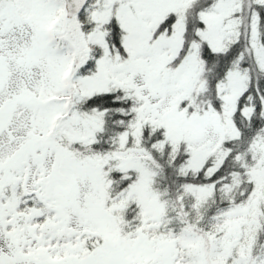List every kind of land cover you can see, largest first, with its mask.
Masks as SVG:
<instances>
[{"label": "snow or ice", "instance_id": "obj_1", "mask_svg": "<svg viewBox=\"0 0 264 264\" xmlns=\"http://www.w3.org/2000/svg\"><path fill=\"white\" fill-rule=\"evenodd\" d=\"M0 264H264V0H0Z\"/></svg>", "mask_w": 264, "mask_h": 264}]
</instances>
